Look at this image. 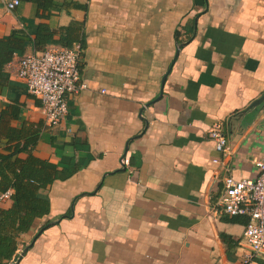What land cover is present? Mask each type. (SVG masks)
Wrapping results in <instances>:
<instances>
[{
  "label": "crops",
  "instance_id": "0c3cea01",
  "mask_svg": "<svg viewBox=\"0 0 264 264\" xmlns=\"http://www.w3.org/2000/svg\"><path fill=\"white\" fill-rule=\"evenodd\" d=\"M10 1L0 0V38L34 20L32 3L10 11ZM55 2L36 23L56 31L85 21L88 89L69 95L67 117L49 126L41 101L6 68L0 111L20 102L41 128L34 155L59 177L42 192L49 215L20 238L18 253L29 249L19 264H241L251 254L247 219L219 201L224 177L254 179L264 160V0ZM216 125L228 139L223 157L209 139ZM73 201L71 218L39 233Z\"/></svg>",
  "mask_w": 264,
  "mask_h": 264
},
{
  "label": "trees",
  "instance_id": "16d2710c",
  "mask_svg": "<svg viewBox=\"0 0 264 264\" xmlns=\"http://www.w3.org/2000/svg\"><path fill=\"white\" fill-rule=\"evenodd\" d=\"M23 1L33 4L34 20L28 21L22 29L0 38V92L11 85L7 66L15 57L27 55L29 47L38 51L52 45L73 47L80 43L83 50L86 46L85 21L73 22L53 31L47 24L36 23V20L50 18L51 12L57 8L55 0ZM175 38L178 39L177 32ZM14 122L19 123V126H14ZM40 131L38 125L24 120L23 106L18 100H11L10 105L0 111V195L12 191L11 207H0V264H14L17 261L21 236L51 211L50 199L42 192L49 191L59 177L57 170L51 168L46 160L34 155ZM23 155L26 157L23 158ZM89 162L90 159L80 160L72 172L86 168ZM74 203L67 213L47 223L39 233L63 219L71 218Z\"/></svg>",
  "mask_w": 264,
  "mask_h": 264
},
{
  "label": "built area",
  "instance_id": "2783aa9c",
  "mask_svg": "<svg viewBox=\"0 0 264 264\" xmlns=\"http://www.w3.org/2000/svg\"><path fill=\"white\" fill-rule=\"evenodd\" d=\"M20 3L19 0H12L7 8L12 11ZM83 52L80 43L73 47L52 45L8 65V70L26 83L29 94L41 101L49 126H56L67 117L69 95L88 89L85 82H80ZM208 134L215 151L222 157L227 155L229 144L222 128L213 126ZM213 163L223 164V160L218 157L213 159ZM256 167L259 175L254 179H237L233 175L224 177V192L219 201L224 214L247 219L244 237L251 254L241 264H259L254 257L264 256V160L256 161ZM11 195V190L0 195V207L11 202Z\"/></svg>",
  "mask_w": 264,
  "mask_h": 264
},
{
  "label": "water",
  "instance_id": "95a60500",
  "mask_svg": "<svg viewBox=\"0 0 264 264\" xmlns=\"http://www.w3.org/2000/svg\"><path fill=\"white\" fill-rule=\"evenodd\" d=\"M181 46H182V45H179L178 48H177V52H176V54H175V58H174L173 63L177 60V57H178V55H179V51H180V49H181ZM170 71H171V69L167 72V75H165V77H164V79H163V83H165V79H166V77L168 76V74L170 73ZM160 97H161V95H160ZM28 249H29V247H26V248L22 251V253L19 255L17 261H16L14 264H19V263H20L22 257L24 256V254L27 252Z\"/></svg>",
  "mask_w": 264,
  "mask_h": 264
}]
</instances>
